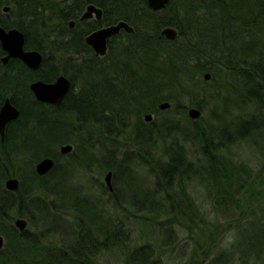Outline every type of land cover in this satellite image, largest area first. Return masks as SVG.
I'll use <instances>...</instances> for the list:
<instances>
[{"label": "trees", "instance_id": "1", "mask_svg": "<svg viewBox=\"0 0 264 264\" xmlns=\"http://www.w3.org/2000/svg\"><path fill=\"white\" fill-rule=\"evenodd\" d=\"M89 4L101 9V19L80 22ZM118 21L133 33L121 31L108 40L106 55L96 57L85 35ZM0 26L21 31L24 49L43 56L37 70L17 59L0 64V103L8 96L19 110L0 141V193L11 198L0 195V264H97L111 250L123 264H164L186 251L170 241L174 224L194 244L205 233L208 264H264V160L254 172L230 153L244 143L264 158V0H169L158 11L146 0H0ZM167 26L177 32L172 41L160 34ZM60 74L71 87L58 106L28 90L30 82ZM163 102L169 107L160 110ZM192 107L205 119L190 120ZM63 144L72 146L66 155L59 153ZM45 157L54 166L39 176L34 165ZM136 167L151 175L152 186L131 193L127 200L141 213L131 217L154 226L148 239L159 235L156 246H130L122 221L105 214L109 200L122 208L121 178L138 174ZM105 171L112 191L99 182L93 200L77 178ZM9 177L18 180L16 192L4 188ZM190 180L205 189L216 214L230 219L227 250L189 195ZM10 202L27 221L23 232L5 212ZM192 255L184 264H194Z\"/></svg>", "mask_w": 264, "mask_h": 264}, {"label": "rangeland", "instance_id": "2", "mask_svg": "<svg viewBox=\"0 0 264 264\" xmlns=\"http://www.w3.org/2000/svg\"><path fill=\"white\" fill-rule=\"evenodd\" d=\"M119 39H120L119 37L116 38L114 44H116V42ZM161 116H162L161 114L158 115V117ZM206 116L207 115L205 112L200 114L201 119H205ZM97 144L102 145V142L98 141ZM99 145L97 146V149H95V151H97L98 153H100V150H98ZM186 148L188 150V154L190 157L195 156L193 158H196L198 156L194 146L187 144ZM106 149L110 150L111 148L105 147V150ZM230 153L233 155L234 160H238L237 162H239V160H241V162L246 161L247 166L253 169L254 172H257L258 170V166H259L258 162L264 160L262 156H260L257 153H254L252 150H249L244 143L233 145L230 149ZM116 154L118 157H120L119 149L116 150ZM135 169L140 176L138 174H134L133 176L135 177L126 175L127 177L121 178V185L123 190L122 193H118L117 203H118V207H122L123 209L116 208L115 206L112 205V203H110L109 200L108 202H106V204H104L105 214L112 215L113 218H117L119 219V221H122V228H123L122 230H124L127 233V240L130 246H135V244L139 245L147 241L151 245L156 246L155 242H158V240L160 239L159 235L154 238L155 240H153V238L148 239V237L151 234H154L155 232V230L153 229L154 226L145 225V224L138 225L137 224L138 222L133 220V218L131 217L132 212L139 216L141 215L140 212L137 213L135 212V207L132 208V204L127 200L131 197V193H135V190L138 191L139 189H141L142 185L143 187L152 186L151 175H149L141 167H136ZM105 173L106 171L103 172L102 174L93 172V173H88L81 178H77L78 182L82 183L85 187L84 193L87 194L88 192L93 200H95L96 198L98 199L99 197V189L97 183L102 182L104 184ZM90 179L91 180L93 179L96 184L95 183L92 184L91 182L92 185L91 186L90 183L87 181ZM141 179L144 180V184ZM187 187H188V193L191 196V198L194 200L195 205L199 207L201 206V211L207 214V216L205 215V221L207 226H209L210 228L215 227L219 231L218 237H220L219 240L221 239L220 243H218V246H220L219 248L221 250H227V245L231 244V239L228 238L229 234L225 229L228 226L230 219H227L228 217L224 216L223 214L220 213L216 214L213 211L212 209L213 207L211 205L209 198L206 195L205 189L202 186H199V183L197 181L190 180L187 184ZM0 195L2 197L5 196L4 199L7 202L11 200L9 194L1 192ZM104 198L107 199L108 198L107 195H104ZM111 201L113 200L111 199ZM135 203L136 202L133 203V206ZM20 208L23 209V207ZM5 212L6 214H9V217L12 218V223L16 218H22L26 221L25 218L17 216L18 214L17 205H15V203L13 202L12 203L10 202V205L7 206V208L5 205ZM156 230H158V228H156ZM171 230L173 232L170 241L173 242L174 240L175 241L177 240V243L179 242L180 244H182V247L184 245L186 246V249H184L186 251L183 259H179L180 256L174 253L169 257V259L162 260L164 264H184L187 262L188 258L192 255V251L194 250H196L193 252L194 258L196 257L194 260V264H200V261L202 260H204L203 262L204 264H208V259L204 258V256L202 255L203 252L209 250V246H210V244H207L209 240L202 239L204 238L205 233L203 237L194 236V238H200L199 242H201L198 244L197 243L194 244L192 240L186 239L188 238V233L183 228H180L179 226L174 224L171 226ZM96 262L97 264H123L122 255L120 252H118V250H111L109 252L101 254L96 258Z\"/></svg>", "mask_w": 264, "mask_h": 264}, {"label": "water", "instance_id": "3", "mask_svg": "<svg viewBox=\"0 0 264 264\" xmlns=\"http://www.w3.org/2000/svg\"><path fill=\"white\" fill-rule=\"evenodd\" d=\"M169 0H146L147 6L153 10L158 11L166 7ZM8 7L2 8L3 12L8 11ZM102 11L100 8L89 4L85 7L80 16V20H86L94 17L96 20H100ZM73 26V21L69 22V27ZM121 31L131 34L133 28L129 26L125 21H118L114 24L101 27L84 38V42L89 46L94 55L103 57L107 53V41L118 35ZM160 34L168 41H172L176 38L177 32L172 27H164L160 30ZM0 47L4 52V56L1 57L2 64H6L11 59L20 60L28 69L37 70L42 65V56L36 50L24 49V35L16 28L5 29L0 26ZM204 80L209 79V74H204ZM70 80L64 75H58L51 83H45L37 80L28 86L29 91L33 94L34 98L41 102L50 105L58 106L67 92L70 90ZM160 110H165L169 107V104L163 102L159 104ZM19 116V111L10 103L9 97H5L2 105L0 106V141L4 140V133L7 125L15 121ZM187 116L190 120H196L200 116V112L196 108H189L187 110ZM152 119L151 114L144 115V121L150 122ZM72 149L70 144H63L59 146V153L66 155ZM54 166L52 158L45 157L34 165V170L37 175H46ZM111 172L108 171L104 175V183L109 191H112L110 183ZM4 187L7 191L16 192L18 190V180L14 177H9L4 181ZM14 227L23 232L27 227V222L22 218H16L13 221ZM2 246V237H0V247Z\"/></svg>", "mask_w": 264, "mask_h": 264}, {"label": "flooded vegetation", "instance_id": "4", "mask_svg": "<svg viewBox=\"0 0 264 264\" xmlns=\"http://www.w3.org/2000/svg\"><path fill=\"white\" fill-rule=\"evenodd\" d=\"M57 1H60V0H57ZM95 6V5H94ZM97 7V6H96ZM9 8V7H8ZM99 8V7H98ZM84 11V10H83ZM3 12V11H2ZM8 12V11H7ZM7 12H3V13H7ZM82 14V13H81ZM81 16V15H80ZM101 16H102V14H101ZM101 19V18H100ZM78 20L80 21V22H84V21H90V20H96V19H94V17H92V18H89V19H86V20H80V17L78 18ZM71 21H73V26L72 27H69V23H68V28L71 30V29H73V28H75L76 26H75V21L74 20H71ZM98 21V20H97ZM104 27V26H103ZM101 28V27H100ZM99 29V28H98ZM97 30V29H96ZM93 31H95V30H93ZM93 31H91V32H93ZM91 32H89L88 34H90ZM87 34V35H88ZM87 35H85V37L87 36ZM84 37V38H85ZM111 39V38H110ZM85 43V42H84ZM86 45V44H85ZM87 46V45H86ZM87 47H89V46H87ZM107 47H108V41H107ZM90 48V47H89ZM91 49V48H90ZM108 49V48H107ZM91 51H92V49H91ZM93 52V51H92ZM41 54V53H40ZM94 54V53H93ZM5 54H4V52L2 51V54L0 55V64L3 66V67H5L6 65H7V63L10 61H8L6 64H2V62H1V57H3ZM41 56H42V54H41ZM96 57H98V56H96ZM101 58V57H100ZM11 60H13V59H11ZM18 60V59H17ZM20 61V60H19ZM42 61H43V56H42ZM25 66V65H24ZM26 67V66H25ZM27 68V67H26ZM61 75V74H60ZM57 77V76H56ZM55 77V78H56ZM55 80V79H54ZM53 80V81H54ZM37 81V80H36ZM53 81H51V82H53ZM33 82H35V81H33ZM33 82H30L29 83V85L31 84V83H33ZM51 82H45V83H51ZM28 85V86H29ZM29 90V89H28ZM31 93V92H30ZM32 94V93H31ZM33 95V94H32ZM5 97H7V96H5ZM4 97V98H5ZM34 97V96H33ZM4 98H3V100H4ZM3 100L1 101V103H0V106L2 105V103H3ZM9 100H10V98H9ZM11 103V102H10ZM12 104V103H11ZM13 105V104H12ZM17 110H18V108L15 106V105H13ZM19 111V110H18ZM12 123H14V121L12 122ZM12 123H10L9 125H7V127H6V129L12 124ZM6 129H5V131H6ZM5 181V180H4ZM3 185H4V182H3ZM5 188V187H4ZM6 190V189H5ZM204 262V260H202V261H200V264L202 263V264H204L203 263Z\"/></svg>", "mask_w": 264, "mask_h": 264}]
</instances>
